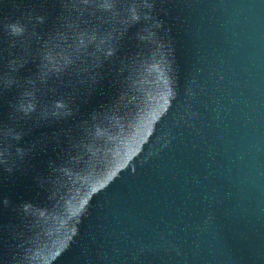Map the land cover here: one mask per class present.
I'll list each match as a JSON object with an SVG mask.
<instances>
[{
	"label": "water",
	"instance_id": "water-1",
	"mask_svg": "<svg viewBox=\"0 0 264 264\" xmlns=\"http://www.w3.org/2000/svg\"><path fill=\"white\" fill-rule=\"evenodd\" d=\"M0 264H264V0H0Z\"/></svg>",
	"mask_w": 264,
	"mask_h": 264
},
{
	"label": "clouds",
	"instance_id": "clouds-1",
	"mask_svg": "<svg viewBox=\"0 0 264 264\" xmlns=\"http://www.w3.org/2000/svg\"><path fill=\"white\" fill-rule=\"evenodd\" d=\"M2 79L4 80L5 85H11V83H13V82L11 83L9 82L10 80L13 81L11 77H2ZM12 138L16 139L18 138V136H13Z\"/></svg>",
	"mask_w": 264,
	"mask_h": 264
}]
</instances>
